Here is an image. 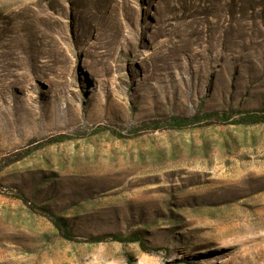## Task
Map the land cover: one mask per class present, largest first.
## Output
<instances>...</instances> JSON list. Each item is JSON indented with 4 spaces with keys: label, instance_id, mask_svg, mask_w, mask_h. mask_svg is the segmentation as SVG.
Listing matches in <instances>:
<instances>
[{
    "label": "rangeland",
    "instance_id": "obj_1",
    "mask_svg": "<svg viewBox=\"0 0 264 264\" xmlns=\"http://www.w3.org/2000/svg\"><path fill=\"white\" fill-rule=\"evenodd\" d=\"M247 113L264 0H0V264H264Z\"/></svg>",
    "mask_w": 264,
    "mask_h": 264
},
{
    "label": "trees",
    "instance_id": "obj_2",
    "mask_svg": "<svg viewBox=\"0 0 264 264\" xmlns=\"http://www.w3.org/2000/svg\"><path fill=\"white\" fill-rule=\"evenodd\" d=\"M209 117H217L219 119L225 120V122H227V120L229 119L228 116H225V115L220 116V115L215 114V113H212ZM192 122H193V120L186 119V118L185 119L173 118L172 119V124L170 125V128H172V129L183 128V127L187 126L188 124H193ZM238 122L239 123H237V124H264V115H260V114H257V113H247V114H245L243 119H241ZM55 225H56V227L58 229L61 230V232H63V236L66 239H68V240H72L73 239V235L67 229V227L63 223H61L60 219H57V222H56ZM109 237L113 241H117V242H121V243L141 242L142 247L145 248L144 247L145 241H144L143 237L140 234H133V235H130L128 237H120V236H117V235L102 236V237L94 238V239H92L89 242L90 243H99V242L105 241Z\"/></svg>",
    "mask_w": 264,
    "mask_h": 264
}]
</instances>
